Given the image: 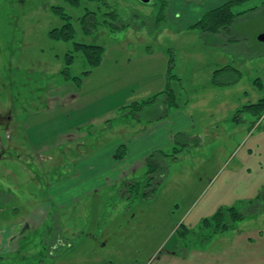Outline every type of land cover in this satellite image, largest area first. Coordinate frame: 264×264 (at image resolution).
I'll return each mask as SVG.
<instances>
[{
  "label": "rangeland",
  "instance_id": "obj_1",
  "mask_svg": "<svg viewBox=\"0 0 264 264\" xmlns=\"http://www.w3.org/2000/svg\"><path fill=\"white\" fill-rule=\"evenodd\" d=\"M78 1L80 5L75 7L69 0H0V234H11V222H20L34 205L47 200L46 208L51 206L47 193L76 153L118 139L119 118L127 111L121 107L128 96H153L166 89L167 77L159 76L163 62L172 60L171 74L180 80L169 81L179 105L199 93L204 100L197 105L195 117L205 116L208 126L214 123L221 130L202 139H195L198 131H191L188 139L178 137L175 144L160 150L162 175L150 197L145 196L146 167L130 178L139 182L131 200L120 198L122 183L99 191V196H86L79 204L58 211L52 226L46 219L45 224L23 233V239L15 235L8 248L0 241V264H264V201L248 203L253 200L251 192L240 193L233 204L243 219L234 220L230 228L210 236L214 224L203 232L197 225L216 212L215 204H204L214 197L213 191L204 195L205 187L221 167L234 165L233 155L240 150L241 157L251 143L238 148L253 117L244 114L243 124L238 125L230 118L234 106L256 103L264 96V86L259 90L255 85L258 78L262 82L264 69V42L257 39L264 33V0L235 5L234 13L257 10L235 19L232 35L219 36L202 34L191 26L231 0ZM54 7L69 16L74 35L69 42L49 36L65 23L53 12ZM74 43L102 47L100 64L91 68L84 51H77ZM69 56L68 74L81 78L80 84L66 80L62 73ZM222 62L238 71L240 78L228 95L212 84L208 73ZM87 71L91 72L85 75ZM236 78L231 73L217 81L232 83ZM62 95L63 104L59 103ZM58 113L71 117L69 124L87 120L84 113H94L95 118L87 121L97 131L91 136L87 131L78 141L73 133L64 134L65 147L59 150L54 145L44 152L47 163L27 165L15 160L24 154L34 160L32 152L41 150L23 148L27 131L33 126L63 123ZM109 120L112 130H100ZM142 123L146 125L144 119ZM68 129L76 130L73 126ZM47 131L49 141L62 138L55 128ZM263 155L257 151L253 160L260 161L264 173ZM11 167L15 171L21 168L15 177ZM15 207L17 212L12 211ZM182 228L190 230L185 239L177 233Z\"/></svg>",
  "mask_w": 264,
  "mask_h": 264
},
{
  "label": "crops",
  "instance_id": "obj_2",
  "mask_svg": "<svg viewBox=\"0 0 264 264\" xmlns=\"http://www.w3.org/2000/svg\"><path fill=\"white\" fill-rule=\"evenodd\" d=\"M262 7H264V3H262ZM231 31L232 30H230V32ZM224 64L225 63L222 62L220 67L214 71L208 70V73L212 76L211 79H213V77L225 76L231 73L236 74L237 78L235 81L233 80L232 83H226L218 86L222 87L223 91L226 93L225 95H228L232 89L238 86L240 78L238 77V71L234 70L229 65ZM162 67V71L159 73L161 75L159 76L164 77L165 79L168 75L169 62H163ZM224 68H228L227 71L225 70L220 73H216ZM261 77L263 84L260 78L258 79L262 86H264V69L261 71ZM211 94L214 95L215 92H211ZM153 96H151L150 93H145L142 96H128L126 98V103L122 106L150 99ZM199 97V93L193 95L180 106H168L166 99L160 100L161 98H158L137 114L120 117L117 125V127H119L118 129H120L118 139L105 145H100L98 147L94 146V148L90 150L84 148L83 151L75 154V158H70V167H66V169L63 170L61 179L56 180L53 188L49 190V195L47 193L46 198L54 201H49V203L51 202V206L46 208L47 200L42 204L34 205L32 210L26 214L24 219L20 222H11V234L1 233L0 241H2L4 246L8 248L9 241L11 240L12 243L16 239L15 235L18 239H23V237H21L23 236V233H27L31 227L45 224L47 222L46 219L50 221L49 224L52 226L54 224V217H56L55 214H57L58 211L67 210L75 204H79L80 200L86 196H99V191L107 188L110 189L117 186L119 183H122L120 185L122 186L120 190L121 194L123 191L122 189L125 188V184L131 183L132 177L134 176L133 178H135L137 172L146 168L148 157L154 152L174 144V138L177 135H182V138H185V140L188 139V134L191 131H194L195 133L198 131V133L194 135V137L197 138H203V136L208 138L210 137V132L215 135L219 130H221L220 128H218L214 123L212 126H208L206 120L204 119L205 116L201 118L198 116L197 119L194 115L197 105H200L204 100ZM73 100L74 99H72L71 102H73ZM64 102L65 95H62L59 99V103L63 104ZM239 108V105H236L232 109L233 111L230 119L232 123H235V125L243 124L244 122H238L233 119L235 111ZM57 110L58 108H55V111ZM46 111H48V108H46ZM58 115L63 116L61 118L63 123L56 124V126L49 125V127L50 129L55 128L56 132L61 131L60 134L62 138L59 140L55 138L54 141H49L48 139H50V136H47V130L49 127H42L41 125L37 127H30L27 131L29 135L27 136L26 134L28 141L25 140L23 148L32 147L34 148V151H36V149H40L41 152H32L35 155H31L34 160H31L30 156H26L25 154L22 156H15V160L25 162L27 165L30 163H47L48 156H46L44 152L54 145L56 147L59 146V150L62 149V147H65V141L63 138L64 134L73 133V137L78 141L81 140V138H84L87 131L89 132V136L95 134V131H97L95 130V127L90 125L89 121H87L91 118H95L94 113H84L83 117L87 118V120L82 119L81 121H77L75 124H69V122H72V120H70L72 119L71 117H67L60 113H58ZM131 116L133 120H129ZM13 117L14 116L11 114V131L13 130L14 132L15 126L12 127L14 124ZM143 119L145 120L146 125L142 123ZM82 124H85L86 127H83ZM68 126H73L76 130H74V132H69V129L72 127L68 129ZM100 130H112V123L110 120L106 121V125L102 126ZM92 132L93 134H91ZM250 141L251 143L248 145L246 152L243 153L241 157H239L240 150L237 155H233L232 160L235 161V164L231 167L227 165L229 169H223V167H221V170L218 171V173L205 187L204 190H208L207 192L203 191L204 195L213 191L214 197H211V199L207 202L205 201L204 204H215V209H213L214 211L219 208L229 207L235 204L240 193L251 192L253 195L252 198H254L259 193V190L264 187V180H262L264 173L261 171L262 165L260 164V161L256 163V161L253 160L257 151H262L264 154V115L257 124L252 127L249 125V128L247 129V137L244 138L242 145L238 148L245 146ZM82 143L84 142L82 141ZM95 143L96 142H94V144ZM122 148L124 150L121 151ZM16 149L17 148L15 146L11 150L15 151ZM61 155L63 156L62 159H64V155L62 153ZM62 159L61 162L63 161ZM27 165H25V169L29 171ZM20 170L21 168L15 171V168L11 167V175L15 177V173H19ZM11 196L14 198V194L11 193ZM201 201H203V198ZM52 209L54 211L50 215L49 211ZM72 209L73 208H71V210ZM12 211L17 212V208H13ZM199 220H201V218ZM199 220H193L192 222H194L193 224H197ZM193 224L191 223L188 225L190 229H192L191 227H194ZM46 233L49 232L46 231ZM52 248H55L54 245Z\"/></svg>",
  "mask_w": 264,
  "mask_h": 264
},
{
  "label": "trees",
  "instance_id": "obj_3",
  "mask_svg": "<svg viewBox=\"0 0 264 264\" xmlns=\"http://www.w3.org/2000/svg\"><path fill=\"white\" fill-rule=\"evenodd\" d=\"M69 1L75 7H78L80 5L78 0H69ZM89 1L93 2V3H98L99 0H89ZM242 1H244V0H231V1L225 2L224 4H222L216 8L211 9L210 11H208L207 13H205L203 15L201 20H199L198 22L193 24L191 26V29H196V30H199V32H201L202 34H210L213 36H219V35H222L223 33H226V32H228L230 34L231 33L230 29H231V26H232L233 22L235 21V19H237L238 17H240L242 15H245L246 12L257 10V7H253L252 9H250L248 11H244V12H240V13H234L233 12L234 6L237 5L238 3L242 2ZM262 3H264V1H262ZM53 12L61 20H63V22H65V23L60 28L53 29L52 31H50L49 36L51 38H54L55 40H58V41L61 40L62 42L71 41L73 39L74 35H73L72 25L69 22V16L66 15L63 12L62 8H60V7H54ZM88 17H89V13L85 14V16L83 17V20L87 19ZM230 35H232V34H230ZM74 46H75V49L77 51H79V50L84 51V53L87 57V60L89 61L90 65H91V68H95L100 64V60H101L103 52H104V49L102 47L97 46V45H86V44H79V43H74ZM71 63H72V57L69 56L66 60V63H65L66 64V68L64 69L65 71H63L62 73L65 76L66 80H72L73 82L80 84L81 78H79V77L71 78L68 74L67 69ZM172 67H173V62H172V60H170L169 61V68H168V76H167V80H168L167 84L168 85H167L166 89L164 91H162L161 93L154 95L150 99L142 100L140 102H133L131 104L122 106L121 110H127L125 112V116L137 114L143 108H145L146 106L153 103V101H156L160 96L165 97V99L168 102V106L169 105L180 106L178 103L177 93L169 87V81L171 79H174V78L177 79L174 75L171 74ZM227 69L228 68H224L222 70L217 71L216 73H220L221 71H225V70L227 71ZM90 72L91 71L85 72V75L89 74ZM217 77H219V76H217ZM217 77H213V79H212L213 85L220 86L222 84H226L223 82L219 83L217 81ZM177 80L180 81L179 79H177ZM255 85L257 86V88L259 90L263 89V86H262L261 82L259 81V79L255 80ZM244 114H249L253 117V123L251 124V127L253 125L257 124L259 122V120H261V118L264 115V96L262 98H260L256 103H250V104L243 105L242 107H240L238 110L235 111L233 119L235 121L242 122L243 121L242 116ZM178 137L182 138L183 136L177 135L174 138V144H175L176 138H178ZM195 139H202V138L196 137ZM176 144H178V143H176ZM182 146H187V145L185 143H183ZM122 150H124V149L122 148L121 151ZM173 152H178V150L174 148ZM159 155H162V151H160V150L151 154L147 159L146 167L148 170L147 174L149 176V178L146 180V183H145V188L147 191L145 193V196L147 198L150 197V194H152V191L154 190L155 183L158 182V179L162 175L160 167H161V165H163V161H161L158 158ZM156 156H157V158H155ZM156 184H158V183H156ZM138 186H139V182H131V183L125 184V186H124L125 188H123L122 189L123 191L121 192V194H119L120 198H123L125 200H131L133 198V196L135 195L134 192L136 193V191H138ZM148 187H150V188H148ZM262 201H264V189L262 191H260L253 198V200H250L248 203H250L251 205H259V203H261ZM241 214L242 213L239 212L238 208L234 207L233 205L229 206V207L219 208L209 218H204L201 220V222L199 223L200 225L198 224L200 227V232H203L202 230H204L206 227H209L211 224H214V227H216V228L214 229V231H212L209 234L210 236L213 233L215 234V233L223 232L225 229L231 227L234 220L243 219V216ZM181 226H182V224H181ZM182 229L183 230L181 231V233L179 231L177 233L181 234L178 236H181L185 239L186 236L189 235L188 233L190 232V230L185 229V228H182Z\"/></svg>",
  "mask_w": 264,
  "mask_h": 264
},
{
  "label": "water",
  "instance_id": "obj_4",
  "mask_svg": "<svg viewBox=\"0 0 264 264\" xmlns=\"http://www.w3.org/2000/svg\"><path fill=\"white\" fill-rule=\"evenodd\" d=\"M138 1H143V0H138ZM258 41L259 42H264V33H261L259 36H258Z\"/></svg>",
  "mask_w": 264,
  "mask_h": 264
},
{
  "label": "flooded vegetation",
  "instance_id": "obj_5",
  "mask_svg": "<svg viewBox=\"0 0 264 264\" xmlns=\"http://www.w3.org/2000/svg\"><path fill=\"white\" fill-rule=\"evenodd\" d=\"M10 121V119H9V116H7V118H6V121ZM0 121H1V118H0ZM6 124H7V122H6ZM4 156V155H3ZM1 159V158H0ZM55 246V245H54Z\"/></svg>",
  "mask_w": 264,
  "mask_h": 264
}]
</instances>
